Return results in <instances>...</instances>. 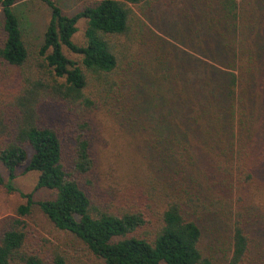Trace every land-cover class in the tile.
I'll list each match as a JSON object with an SVG mask.
<instances>
[{
  "label": "trees",
  "instance_id": "16d2710c",
  "mask_svg": "<svg viewBox=\"0 0 264 264\" xmlns=\"http://www.w3.org/2000/svg\"><path fill=\"white\" fill-rule=\"evenodd\" d=\"M21 1L0 0V61L20 76L0 94V185L26 199L0 220V264H264V0H161L175 14L166 26L175 46L142 28L159 0H92L73 15L42 0L52 14L36 71ZM147 74L152 99L136 85ZM102 102L128 115L146 153L135 164L145 183L136 177L122 195L102 189L89 132ZM58 104L65 128L47 123ZM20 168L39 172L33 192L14 186ZM41 189L49 196L35 200ZM35 204L76 256L28 221Z\"/></svg>",
  "mask_w": 264,
  "mask_h": 264
},
{
  "label": "rangeland",
  "instance_id": "374dc122",
  "mask_svg": "<svg viewBox=\"0 0 264 264\" xmlns=\"http://www.w3.org/2000/svg\"><path fill=\"white\" fill-rule=\"evenodd\" d=\"M62 10L67 14H75L82 10L86 2L92 0H55ZM170 1V0H169ZM15 11L20 19L23 30L24 40L26 42L30 61L29 66H33V71H36L35 60L33 57L38 53L39 48L44 42L45 31L51 18L52 10L48 4L42 0H23L15 6ZM175 14L171 13L168 7L159 0L157 6L152 7L147 17H142V28L149 36L156 34L161 38V42H166L168 45L173 44V39L170 37L167 30L168 23L173 20ZM3 12L0 7V42L3 38ZM78 31L74 35V41L79 44L85 42V30L87 21L85 18L80 19L78 22ZM175 46V45H174ZM172 46V47H174ZM178 47H182L177 43ZM183 48V47H182ZM67 56L74 60H79L80 56L70 52L65 48ZM1 60V59H0ZM153 75L147 74L142 77L141 81H137L136 85L140 91L145 94L149 99H152V94H156V87L150 81ZM19 70L7 63L0 61V94L9 92L13 89L19 81ZM153 109V104L151 103ZM153 116L157 117L154 109L152 110ZM124 115L118 107H112L104 102L96 103L92 113L87 115L89 119L90 130L93 131L95 139L94 151L99 158L100 163V177L102 189L112 186L120 195L128 191V188L133 186L136 177L145 183V173L148 171L142 169L138 162L145 159L146 153L140 148V143L137 138L138 129H130L127 124L128 115ZM159 115V114H158ZM47 123L51 124L57 122L61 128L71 125L69 113L63 105L58 104L53 107L51 112L47 114ZM123 118L125 120H123ZM73 119H77L74 116ZM157 119V118H156ZM155 119V120H156ZM132 122V121H131ZM75 127L81 125L75 124ZM75 129L67 132L68 140L74 136ZM138 166H136V165ZM5 178H8L7 172L1 168ZM39 172L26 171L20 168L17 172V177L13 180L14 186L24 193H30L35 190ZM49 196L47 189H41L34 192V199L40 200ZM26 202V199L21 196L19 192H10L3 185H0V220L6 216H13L16 214L17 208L20 204ZM28 221L34 226L41 235L50 238L51 240L59 243L63 248L68 250V253L75 255L79 253L80 249L77 244L69 239L62 232L58 231L53 223L47 216L40 210L38 205H34L32 216ZM210 237L207 235L203 240V250H209ZM216 255H219L216 253ZM85 262H91L88 256H82Z\"/></svg>",
  "mask_w": 264,
  "mask_h": 264
}]
</instances>
